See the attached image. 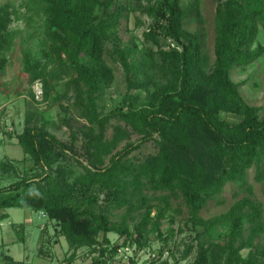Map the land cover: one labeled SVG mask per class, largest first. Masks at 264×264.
<instances>
[{"label":"trees","instance_id":"trees-1","mask_svg":"<svg viewBox=\"0 0 264 264\" xmlns=\"http://www.w3.org/2000/svg\"><path fill=\"white\" fill-rule=\"evenodd\" d=\"M30 2L44 16L46 40L40 52H24L23 81L33 98V86L41 83L47 100L53 90L51 81L68 78L57 100L65 113L62 125L71 130L72 140L67 144L50 133L40 124L39 113L26 114L25 126L16 139L25 153L23 161L31 162L34 168H30L38 173L21 176L15 162L0 161V222L9 219V209H31L57 222L73 251L71 259L79 250L88 249L100 254L98 264L106 254L115 258L119 248L136 246L129 264H138V253L149 247L150 234L161 237L162 221L168 213L182 212L181 205L171 206L174 198L181 200L189 213L184 220L186 230L180 227L179 232L194 233L180 261L194 254L193 264H264L260 205L244 198L210 221L199 216L210 201L220 199L228 183L249 191L252 167L257 168L256 180L264 182V117L243 99L231 79L234 69L246 68L264 55V47H256L264 31V0H218L212 66L203 53L202 34L184 28L187 21L200 15L199 2L182 6V0H149L142 9L154 21V28L145 36L157 50L134 47L115 51L128 90L147 91V101L136 107L128 92L108 113L100 110L98 101L115 80L114 68L106 59V44L125 16L121 0ZM15 13L10 4L0 7V75L13 47ZM168 40L173 47L167 45ZM153 86L157 87L150 92ZM208 89L216 96L206 98ZM70 92L77 118L70 117L61 102ZM221 110L240 121L228 122ZM114 119L125 121L142 136L116 154L112 152L121 136L107 140ZM74 124L86 130L87 164L77 157ZM149 142L156 143L157 156L132 162L130 156ZM203 150L217 158L216 169L208 167ZM69 154L84 171L72 183L53 175L55 165ZM109 155L106 164L104 157ZM9 176L16 180L2 184ZM99 193L105 194L106 206L95 212L92 207ZM154 202L164 206L158 209ZM113 210H124L119 223L111 220ZM15 230L21 233V229ZM112 233L119 235V240L109 248ZM19 240L24 237L20 235ZM244 249L250 250L247 256ZM5 259L15 263L8 256Z\"/></svg>","mask_w":264,"mask_h":264},{"label":"rangeland","instance_id":"rangeland-1","mask_svg":"<svg viewBox=\"0 0 264 264\" xmlns=\"http://www.w3.org/2000/svg\"><path fill=\"white\" fill-rule=\"evenodd\" d=\"M121 2L126 8L124 10L125 16L121 19L120 26L116 34L113 35L112 40L106 44V59L114 68L115 80L106 91L104 97L98 101L100 110L104 113H108L117 107L128 92L134 97V106L136 107L144 105L147 101V91L133 90L130 92L128 90L123 68L119 61L115 60V58L117 59L115 51L134 47L138 48V50L145 48L157 50L156 46L146 41L145 36L150 29L154 28V21L142 9L147 6L149 0H121ZM196 2H199L200 15L193 21H187L184 28L191 33L199 32L202 34L203 53L212 66L215 61L218 0H182V6H188ZM5 4H10L16 13L11 25V30L15 33L12 51L9 53L5 72L0 75V161H13L18 167L21 176L26 174L34 176L38 171L32 170L34 166L31 162L23 161L25 153L18 144L16 137L25 126L26 114L34 111L40 114V124L50 133L64 143L68 144L71 142V130L62 125L65 113L59 107L60 100H57V93L61 94L63 92L64 82L68 78H64L61 81H51L53 90L47 100H44L41 83L34 85L32 90L35 92V97H32L29 86L25 85L23 81V55L27 51L36 54L44 48L46 40L44 16L41 11L38 12L35 7H32L30 0H0V7ZM167 45L173 47V42L168 40ZM257 46L264 47V31L260 32ZM109 52L112 53L115 61L109 55ZM36 58L40 60L41 56L36 55ZM42 62L44 63V61ZM231 79L239 86V92L243 99L250 106L258 109L260 117H264V55L246 68L234 69L231 73ZM156 87H151L150 92L155 90ZM204 96L209 99L215 97L216 94L208 89L204 92ZM73 101L74 95L71 92L68 99L61 100L62 104L69 109V116L77 118ZM221 116L231 123H236L241 119L225 110H221ZM80 123L87 124L84 120H80ZM57 126L62 127L57 129ZM73 127V131L76 134L75 147L77 157L87 164L85 143L88 137L86 130L77 124H74ZM118 136H121V138H119L112 152L113 154L122 151L127 144L136 143L142 138L125 121L114 119L108 127L107 140H114ZM158 150L156 143L149 142L140 150L134 152L130 156V160L134 163L150 160L157 156ZM202 155L211 170L218 167L219 163L215 156L204 150ZM110 157L111 155L104 157L106 164L109 163ZM54 169L53 175L60 180L66 179L70 183L73 182L76 176L84 173L82 167L77 164V161L70 154L63 156V160L55 165ZM256 175L257 168L254 166L248 171V181L251 188L249 191H240L237 184L228 183L218 200L222 201V203L210 201L207 207L200 212V218L204 221H210L219 217L227 213L235 203L244 198H250L260 205L264 215V182H258ZM14 180H16L15 177L9 176L2 184H9ZM170 202L173 208L181 205L183 208L182 212H176L171 215L168 213L167 219L162 221L161 237H157L154 233L150 234L149 247L138 253V264L194 263V254L188 260L180 261L185 245L194 236V233L190 231L179 232L180 227L186 230L184 220L189 216V213L181 200L172 198ZM157 203L154 202L153 205L158 206V209L164 206V204L157 205ZM105 206V194L99 193L92 209L95 212H101V209ZM7 212L10 215L9 219L0 222V264H96L100 254L92 253L88 249L79 250L74 260L71 259L73 251L69 250L68 243L62 236L60 226L55 221H48L40 212L20 208L9 209ZM123 213L124 210H113L111 212V220L114 223H119ZM28 219H31L32 223H28ZM16 228L21 229L20 234L16 233ZM220 230L225 232L224 228ZM20 235L24 237L23 241L19 240ZM108 237L111 242L109 248H111V245L119 240V235L112 233ZM100 239L102 240L103 237ZM258 243L259 240L257 239L255 244ZM133 248L137 251L136 246ZM40 250H42L41 253ZM135 250L133 254H135ZM249 252V249L242 251L244 256H247ZM152 255H155L156 258H153ZM5 256L11 257L15 263L4 260ZM98 264L124 263L120 259L106 254Z\"/></svg>","mask_w":264,"mask_h":264},{"label":"built area","instance_id":"built-area-1","mask_svg":"<svg viewBox=\"0 0 264 264\" xmlns=\"http://www.w3.org/2000/svg\"><path fill=\"white\" fill-rule=\"evenodd\" d=\"M134 248L129 247V246H123L118 249L117 256L115 257L116 259H120L122 263L124 264H129L130 260L135 257ZM153 258H155V255H152Z\"/></svg>","mask_w":264,"mask_h":264},{"label":"crops","instance_id":"crops-1","mask_svg":"<svg viewBox=\"0 0 264 264\" xmlns=\"http://www.w3.org/2000/svg\"><path fill=\"white\" fill-rule=\"evenodd\" d=\"M41 214H42V213H41ZM42 216L45 217L43 214H42ZM45 218H46V217H45ZM27 222H28V223H32L31 219H28ZM13 225H14V224H12V226H13ZM5 257H7V256H5ZM5 257H4V260H6ZM8 257H9V256H8ZM10 258H11V257H10ZM11 259H12V258H11ZM6 261H8V260H6ZM13 261H14V260H13Z\"/></svg>","mask_w":264,"mask_h":264}]
</instances>
